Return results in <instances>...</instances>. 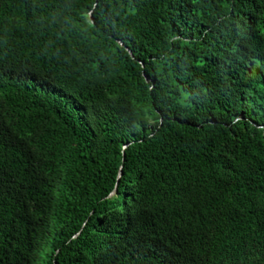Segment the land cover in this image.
<instances>
[{"label": "trees", "instance_id": "trees-1", "mask_svg": "<svg viewBox=\"0 0 264 264\" xmlns=\"http://www.w3.org/2000/svg\"><path fill=\"white\" fill-rule=\"evenodd\" d=\"M0 264H264V0H0Z\"/></svg>", "mask_w": 264, "mask_h": 264}, {"label": "water", "instance_id": "water-1", "mask_svg": "<svg viewBox=\"0 0 264 264\" xmlns=\"http://www.w3.org/2000/svg\"><path fill=\"white\" fill-rule=\"evenodd\" d=\"M90 20H91V22L94 24V21H93V18H92V15L90 14ZM120 45L121 46H123V44L120 42ZM128 50V49H127ZM128 52L130 53V55H131V58L132 59H134V56H133V54L128 50ZM142 64V63H141ZM142 66H143V64H142ZM145 78H146V80L149 82L150 81V79L148 78V77H146L145 76ZM127 148V146L124 148V149H126ZM121 176H122V172L120 173V178H121ZM119 178V179H120ZM115 194V192L112 194V195H114Z\"/></svg>", "mask_w": 264, "mask_h": 264}]
</instances>
